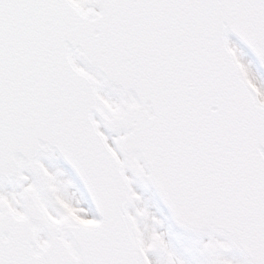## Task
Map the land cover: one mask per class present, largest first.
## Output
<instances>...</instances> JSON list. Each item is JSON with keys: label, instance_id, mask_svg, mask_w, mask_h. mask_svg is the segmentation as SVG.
<instances>
[{"label": "snow or ice", "instance_id": "6c2138e0", "mask_svg": "<svg viewBox=\"0 0 264 264\" xmlns=\"http://www.w3.org/2000/svg\"><path fill=\"white\" fill-rule=\"evenodd\" d=\"M0 264H264V0H0Z\"/></svg>", "mask_w": 264, "mask_h": 264}, {"label": "rangeland", "instance_id": "374dc122", "mask_svg": "<svg viewBox=\"0 0 264 264\" xmlns=\"http://www.w3.org/2000/svg\"><path fill=\"white\" fill-rule=\"evenodd\" d=\"M150 194V193H149ZM73 215H74V213H73ZM77 219H80L79 217H77ZM81 222L82 223H85L86 225H88V224H90L91 222H88V221H83V220H81Z\"/></svg>", "mask_w": 264, "mask_h": 264}]
</instances>
